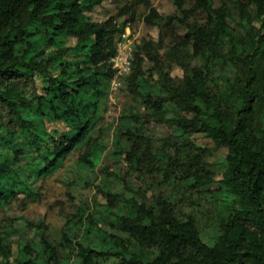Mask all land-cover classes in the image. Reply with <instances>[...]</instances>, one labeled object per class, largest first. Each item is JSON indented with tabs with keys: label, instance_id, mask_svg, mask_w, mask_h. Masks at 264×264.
Returning a JSON list of instances; mask_svg holds the SVG:
<instances>
[{
	"label": "trees",
	"instance_id": "1",
	"mask_svg": "<svg viewBox=\"0 0 264 264\" xmlns=\"http://www.w3.org/2000/svg\"><path fill=\"white\" fill-rule=\"evenodd\" d=\"M115 1L116 16L95 23L87 14L101 0H0V209L38 196L36 183L75 152L80 171L99 165L107 146L95 134L114 79L110 59L138 4L159 35L133 45L121 83L138 107L121 111L114 155L143 177L184 183L188 212L177 215L161 196L132 200L131 215L103 222L82 211L67 218L57 243L42 223H27L34 237L15 253L13 226L3 225L0 264H264V0H174L179 13L171 16L145 0ZM152 125L180 142L156 144ZM197 134L227 150L218 173ZM208 191L213 199L200 196ZM98 192L109 212L118 206L111 187ZM218 202L226 212L217 217Z\"/></svg>",
	"mask_w": 264,
	"mask_h": 264
},
{
	"label": "rangeland",
	"instance_id": "2",
	"mask_svg": "<svg viewBox=\"0 0 264 264\" xmlns=\"http://www.w3.org/2000/svg\"><path fill=\"white\" fill-rule=\"evenodd\" d=\"M145 1H148L160 15L171 16L179 13L174 0ZM118 8L119 5L115 0H101L100 4L95 6L87 16L92 22L100 23L116 16ZM135 13V21L128 25L130 31H128L126 36H129V40H133V44L143 39L156 41L159 35L158 29L147 26L142 20L146 14L144 6L137 4ZM123 20V17L118 18L119 23ZM73 44L74 40H71L68 45ZM149 69L150 65H147L146 70L148 71ZM231 73L228 70L222 73V75L230 76ZM171 76L175 80H180L183 72L178 68H173L171 70ZM125 87V83L123 82H119L116 88L114 87L112 89L111 86L108 87L106 98L99 109L100 119L95 137L101 136L107 149L100 158L99 165L94 170L80 171L76 160L81 152H75L67 157L63 166L57 172L36 183L35 186L38 188V196L25 201L24 196L19 195L18 198L20 201H14L3 209H0V226H13V232L8 237V242L14 253L17 251L19 243L26 238L34 237L35 229L27 227V223H42L47 228V234L57 243L60 237V230L67 218L80 214L82 211H86L88 216L93 217L98 222H103L105 220H113L115 216L131 215L132 200H136L138 203L144 201L149 202L161 196L172 198L177 207V215L180 216L181 213L188 212V208L183 205V202H180L183 195H185V198L187 195L186 185L184 183L179 185L163 183L160 174L152 177H143L133 167L128 165L125 160L114 155L112 142L118 125V117L124 108L131 110L137 109L138 107L137 100L129 97L125 91ZM54 127L62 129L61 125H46L47 130ZM147 132L156 141V144L161 139L168 140L170 136L172 137L170 140L172 144L180 142L178 133L174 134L164 126H149ZM193 139L196 145L207 149L206 161L218 173L227 150L224 148H215L214 144L203 134L194 135ZM107 186L111 187L112 192L120 196L118 206L110 210V212L106 208L107 202L105 198L98 192V189H103ZM200 196L213 199L209 191L202 192ZM220 205L221 203L219 205L217 204L216 207L217 217L226 212V208H222ZM110 233L124 237L122 233L115 229H111ZM203 233L206 241L211 240L214 235L212 231H205ZM93 246L97 249H104L106 244L96 239L94 240ZM108 264H112V262Z\"/></svg>",
	"mask_w": 264,
	"mask_h": 264
},
{
	"label": "built area",
	"instance_id": "3",
	"mask_svg": "<svg viewBox=\"0 0 264 264\" xmlns=\"http://www.w3.org/2000/svg\"><path fill=\"white\" fill-rule=\"evenodd\" d=\"M130 31L127 26L115 42V54L110 59L111 69L114 70V79L111 82V88H116L119 82L130 73L133 59V40H129L126 34ZM130 35V34H129Z\"/></svg>",
	"mask_w": 264,
	"mask_h": 264
}]
</instances>
